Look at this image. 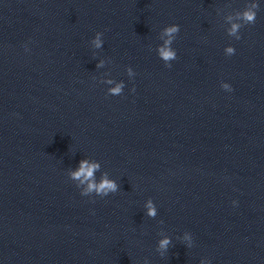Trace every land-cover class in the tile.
Returning a JSON list of instances; mask_svg holds the SVG:
<instances>
[{
  "label": "water",
  "instance_id": "water-1",
  "mask_svg": "<svg viewBox=\"0 0 264 264\" xmlns=\"http://www.w3.org/2000/svg\"><path fill=\"white\" fill-rule=\"evenodd\" d=\"M0 264H264V0H0Z\"/></svg>",
  "mask_w": 264,
  "mask_h": 264
},
{
  "label": "clouds",
  "instance_id": "clouds-1",
  "mask_svg": "<svg viewBox=\"0 0 264 264\" xmlns=\"http://www.w3.org/2000/svg\"><path fill=\"white\" fill-rule=\"evenodd\" d=\"M258 4H253L251 8L246 10L242 15L241 19L246 24H254L256 20V11L253 9H258ZM241 25L233 24L232 28L229 31V35L236 36V39H241V36L237 35ZM180 31L179 25L173 24L169 27H166L164 30V34L169 37V39L164 41V46L159 48V55L164 61H170L177 58V54L170 48L172 43L173 34H176ZM95 47L99 48L102 46V41L100 40V33H97L96 39L93 41ZM226 52L229 55H233L235 53L234 47H228ZM170 67V65H169ZM129 73L131 74V70L129 69ZM108 83H112V81H108ZM223 89L231 91V86L229 84H223ZM123 85L117 84L114 88H111L109 91L111 95H121ZM133 91L135 89L133 88ZM99 169V164L92 163L89 164L87 161H81L79 169L71 173V176L75 180H80L81 184L87 183V187L84 189L82 195H87L89 193L95 192L97 195L106 196L108 193H115L117 191V184L113 180H109L107 175L105 174L99 183H97L94 179V173ZM235 203V201L233 202ZM148 212L147 215L154 217L156 215V210L152 206L151 202L147 205ZM186 239L189 237L186 236ZM170 243V240L165 238L160 241L159 248L167 250V246Z\"/></svg>",
  "mask_w": 264,
  "mask_h": 264
}]
</instances>
